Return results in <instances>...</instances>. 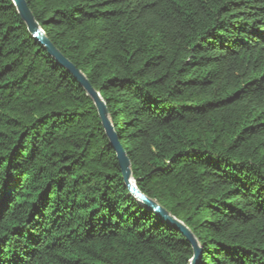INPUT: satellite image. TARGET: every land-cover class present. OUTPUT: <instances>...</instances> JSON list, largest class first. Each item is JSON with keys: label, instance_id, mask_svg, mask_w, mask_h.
<instances>
[{"label": "trees", "instance_id": "16d2710c", "mask_svg": "<svg viewBox=\"0 0 264 264\" xmlns=\"http://www.w3.org/2000/svg\"><path fill=\"white\" fill-rule=\"evenodd\" d=\"M25 2L197 264H264V0ZM191 258L127 189L93 100L0 0V264Z\"/></svg>", "mask_w": 264, "mask_h": 264}, {"label": "water", "instance_id": "95a60500", "mask_svg": "<svg viewBox=\"0 0 264 264\" xmlns=\"http://www.w3.org/2000/svg\"><path fill=\"white\" fill-rule=\"evenodd\" d=\"M11 1L16 7L19 17L25 23L28 32L30 33L32 38L46 50V52L55 60L58 65L65 68L70 73V75L76 80V82L83 88L86 94L93 100L97 108L99 117L101 119L103 128L105 130L106 137L108 138L112 149L116 153L117 162L121 170L124 183L129 192L144 207L154 212L165 222L172 224L178 231H180L185 236L187 242L192 248V258L189 260L188 264H197L201 258L202 253L197 240L192 235L190 230L182 222L174 218L158 203L145 196L137 188L133 180V173L130 162L117 138V135L110 121L107 107L102 98L100 97L99 93L94 90V88L89 83L88 79L53 46L48 37L45 35L43 29L33 17L25 0Z\"/></svg>", "mask_w": 264, "mask_h": 264}]
</instances>
